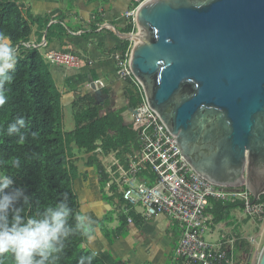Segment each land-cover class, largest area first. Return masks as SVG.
Wrapping results in <instances>:
<instances>
[{"label":"water","instance_id":"95a60500","mask_svg":"<svg viewBox=\"0 0 264 264\" xmlns=\"http://www.w3.org/2000/svg\"><path fill=\"white\" fill-rule=\"evenodd\" d=\"M135 9V32L124 38L134 42L130 67L148 105L200 176L245 186L257 201L264 194V0H143ZM91 93L104 105L94 83ZM256 264H264V244Z\"/></svg>","mask_w":264,"mask_h":264},{"label":"trees","instance_id":"16d2710c","mask_svg":"<svg viewBox=\"0 0 264 264\" xmlns=\"http://www.w3.org/2000/svg\"><path fill=\"white\" fill-rule=\"evenodd\" d=\"M141 1L133 2L132 8H136ZM48 21L47 16L27 15L23 0H0V32L10 37L19 57L14 80L7 93L8 102L0 107V161L10 156H18L21 160L19 170L0 165V172H13L16 186L25 189L30 197L29 215L38 207L55 202L62 192L68 193L70 206L74 211H79L73 187L74 180L81 174L78 162L83 161V164L92 166L99 173L100 185L104 189L108 177L103 169L102 157L113 152H118V155L130 152L136 146L138 137L122 114L128 107L136 109L141 103L138 88L131 81L126 82L124 90L125 106L103 114L91 92L78 94L70 105L72 126L68 128L64 125L61 95L52 81L50 64L37 47L25 46L35 26L42 28ZM135 29L132 17H128L123 31L130 33ZM66 36L67 32L60 24H52L47 29L49 40L55 37L62 40ZM126 44L127 40L118 47L119 50H125ZM103 92L106 93L105 90ZM18 116H23L27 123V127L21 130L26 134L23 144L16 142L18 137L5 134L8 124ZM33 132L38 134L36 138L32 137ZM110 190L114 193L118 191L115 186ZM257 202L264 205V194L259 196ZM241 205L212 199L207 211L218 223ZM69 223H72L71 219ZM84 241L79 235L70 238L58 264H77L80 256L88 255L89 251L82 247ZM236 250L243 256L251 253L250 244L244 240L236 243ZM0 264L13 262L10 256H5L0 257ZM92 264L104 263L96 256ZM181 264H185L184 259Z\"/></svg>","mask_w":264,"mask_h":264},{"label":"crops","instance_id":"0c3cea01","mask_svg":"<svg viewBox=\"0 0 264 264\" xmlns=\"http://www.w3.org/2000/svg\"><path fill=\"white\" fill-rule=\"evenodd\" d=\"M133 2L138 0H23L27 15L49 18L44 27L35 26L28 45L37 47L43 55L49 50H64L71 44L73 52L81 57L78 68L50 65L52 81L61 95L63 123L68 128L72 126L71 102L78 94L91 92V83L97 80L106 85L103 90L107 99L104 105H99L101 114L125 106L127 83L118 77L112 54L126 41L123 31L128 21L126 12L132 9ZM52 24L63 26L67 36L49 40L47 29ZM122 114L131 123L132 116L126 110ZM78 168L81 174L73 187L79 211L87 213L98 228L91 244L83 242L84 249H95L104 264H181L183 259L174 256L181 236L177 223L163 214L145 218L138 209L126 212L128 206L120 191L103 189L99 173L81 160ZM255 221L235 208L221 222H226L230 234L239 236L248 232L252 235ZM238 255L242 253L236 250Z\"/></svg>","mask_w":264,"mask_h":264},{"label":"built area","instance_id":"2783aa9c","mask_svg":"<svg viewBox=\"0 0 264 264\" xmlns=\"http://www.w3.org/2000/svg\"><path fill=\"white\" fill-rule=\"evenodd\" d=\"M135 11L132 8L126 12L127 17H132L134 25ZM133 44V40H127L126 49L115 51L112 59L118 77L134 83L140 93L141 103L131 118V127L138 137L136 146L130 152L119 155L113 152L102 157L103 169L108 177L105 187L110 189L115 186L120 191L128 206L126 212L131 208L138 209L145 218L163 214L177 223L181 236L174 256L184 259L185 264H245L236 256V243L244 240L257 248L261 241L252 235L230 234L226 222L216 223L207 209L211 207L212 199L223 203H241L239 208L243 216L255 221L263 217L264 205L253 201L245 186L215 185L190 166L176 136L168 131L148 105L144 91L131 70ZM25 46L29 45L25 43ZM43 57L50 65L78 68L81 64V57L73 52L71 44L64 50L46 51ZM95 86L104 89L106 85L104 81L97 80ZM128 220L131 221V218ZM262 237L263 233L260 240Z\"/></svg>","mask_w":264,"mask_h":264},{"label":"clouds","instance_id":"9594fccd","mask_svg":"<svg viewBox=\"0 0 264 264\" xmlns=\"http://www.w3.org/2000/svg\"><path fill=\"white\" fill-rule=\"evenodd\" d=\"M18 58V49L10 37L0 32V107L8 102L7 93ZM26 127L25 118L18 116L8 124L5 134L18 137L16 142L23 144L26 134L21 130ZM31 135L36 138L38 134ZM0 165L19 170L21 160L10 156L0 161ZM29 202L25 189L16 186L14 173L0 172V257L10 256L13 264H58L70 238L79 235L88 244L95 240L96 222L87 213L74 211L67 192L60 193L55 202L38 207L31 215L27 214ZM88 251L77 264H92L98 253L91 248Z\"/></svg>","mask_w":264,"mask_h":264},{"label":"rangeland","instance_id":"374dc122","mask_svg":"<svg viewBox=\"0 0 264 264\" xmlns=\"http://www.w3.org/2000/svg\"><path fill=\"white\" fill-rule=\"evenodd\" d=\"M251 231H252V235H254V237H256V239L258 241H261L260 245L255 248V246L251 245L250 243V247H251V264H256V260L257 257L259 255V252L264 244V215L261 218H257L256 221L253 223V226L251 227ZM245 232V230H244ZM263 233V237L260 240V234ZM245 235H251V233H244ZM249 254V255H250ZM248 255V256H249ZM248 256H242V255H238V259L240 260V262H246V260L248 259Z\"/></svg>","mask_w":264,"mask_h":264}]
</instances>
